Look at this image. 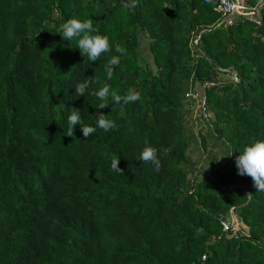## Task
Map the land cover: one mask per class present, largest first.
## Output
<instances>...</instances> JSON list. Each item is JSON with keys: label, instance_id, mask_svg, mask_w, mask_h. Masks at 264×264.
I'll list each match as a JSON object with an SVG mask.
<instances>
[{"label": "trees", "instance_id": "trees-1", "mask_svg": "<svg viewBox=\"0 0 264 264\" xmlns=\"http://www.w3.org/2000/svg\"><path fill=\"white\" fill-rule=\"evenodd\" d=\"M131 2L0 0V264H264V192L233 151L264 140V6L218 25L217 0ZM74 16L127 50L119 65L114 51L90 63L61 39ZM139 30L157 75L138 63ZM192 73L206 83L210 135L233 153L188 190L179 109ZM84 79L141 99L97 109L94 96L70 97ZM71 107L87 125L99 112L119 127L67 136ZM145 144L167 150L158 171L137 160ZM117 156L123 175L110 171ZM231 212L238 233L220 224Z\"/></svg>", "mask_w": 264, "mask_h": 264}, {"label": "clouds", "instance_id": "clouds-1", "mask_svg": "<svg viewBox=\"0 0 264 264\" xmlns=\"http://www.w3.org/2000/svg\"><path fill=\"white\" fill-rule=\"evenodd\" d=\"M135 0L131 3L123 4L126 9L135 8ZM40 31V30H39ZM59 33L63 41H67L69 45L73 42L75 47L78 48L81 55L88 61L97 62L98 59L105 53L115 52L119 55H112L108 61L109 65L117 66L120 64V58L127 55V50L119 44L112 47L110 45L109 37L100 34L98 27L93 25L91 19L74 16L66 20L61 24ZM113 73L107 72V79L111 80ZM98 79H84L83 81L74 85V93L70 96L71 99H76L80 96L86 97V95L94 96L96 103L92 104L97 109H103L105 106L111 105L109 101L115 104H133L141 99L140 93L129 89L125 94H117L116 90L111 89L107 83H104L102 87L98 89L93 88V85L98 84ZM73 87V86H72ZM67 93V90L65 91ZM66 116V130H63V134L73 137L74 129L79 125L82 130V135L88 138L91 134L95 133L97 129L103 130L107 133L113 131L119 127L114 119L108 118L105 115H100L99 112L94 126L87 125L81 116V110L79 108L71 107ZM167 150L161 151L158 154V150L148 144H145L143 149L139 152L137 160L142 163H150L154 166L155 170H159L161 166L160 157L165 154ZM239 154L235 157V165L239 175L250 176L253 180L256 192H264V140H256L245 145L242 150H233ZM233 151L224 156H231ZM119 157L111 160L110 171L123 175V170L118 166Z\"/></svg>", "mask_w": 264, "mask_h": 264}, {"label": "rangeland", "instance_id": "rangeland-1", "mask_svg": "<svg viewBox=\"0 0 264 264\" xmlns=\"http://www.w3.org/2000/svg\"><path fill=\"white\" fill-rule=\"evenodd\" d=\"M259 17V12L253 14ZM249 20V19H248ZM149 39L146 34L139 30L136 46V56L138 63L144 72L150 71L152 74H158V68L153 62L152 53L149 49ZM201 52L193 51V56ZM231 79L226 73H219L218 80L223 81ZM194 73H192L188 87L183 95L182 105L179 109V115L183 119L184 138L188 147L185 153V161L182 167L187 172V187L191 183H196L205 175H211L212 172L222 169L226 164V148L220 140L211 136L209 133V119H214L211 112L205 111L204 104V85Z\"/></svg>", "mask_w": 264, "mask_h": 264}, {"label": "built area", "instance_id": "built-area-1", "mask_svg": "<svg viewBox=\"0 0 264 264\" xmlns=\"http://www.w3.org/2000/svg\"><path fill=\"white\" fill-rule=\"evenodd\" d=\"M264 6V0H259L255 5L251 6L247 0H217L214 11L217 12L222 22L226 25H231L236 19H251L254 18L253 14L259 12L261 7ZM197 39L193 40V44L197 43ZM220 224L224 231L231 230L233 233L239 232V224L233 212L220 220ZM204 258V257H203Z\"/></svg>", "mask_w": 264, "mask_h": 264}, {"label": "water", "instance_id": "water-1", "mask_svg": "<svg viewBox=\"0 0 264 264\" xmlns=\"http://www.w3.org/2000/svg\"><path fill=\"white\" fill-rule=\"evenodd\" d=\"M223 22L221 21L218 25H221Z\"/></svg>", "mask_w": 264, "mask_h": 264}]
</instances>
